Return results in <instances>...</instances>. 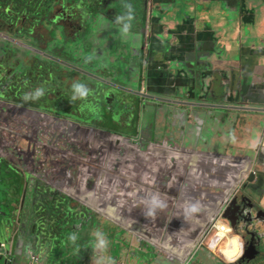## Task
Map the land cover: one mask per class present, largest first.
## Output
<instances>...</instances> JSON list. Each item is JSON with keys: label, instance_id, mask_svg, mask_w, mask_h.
<instances>
[{"label": "water", "instance_id": "water-1", "mask_svg": "<svg viewBox=\"0 0 264 264\" xmlns=\"http://www.w3.org/2000/svg\"><path fill=\"white\" fill-rule=\"evenodd\" d=\"M141 1L145 5L149 3L154 5L155 3L154 0ZM183 9L187 13L197 11L196 8L192 9L190 6L183 7ZM171 15L173 16V14ZM89 19V17H86L83 20L88 22ZM115 29V25L109 24L105 26L103 32L95 35H93L90 30H81L80 34L73 39L72 42L80 43L86 55L89 56L93 53L97 55V59L95 60L101 62L103 68L91 74V78L93 79L91 84L97 87V91L100 93L101 97H108L109 100L112 98L114 102L116 101L119 103L120 107L118 110L120 111V117L127 116L129 118V131L121 133L118 138L115 136L114 140L107 141L109 137L108 132L110 131L99 130L94 125V121L96 119H101L109 128H115V118L111 115L109 120L107 114L101 111V102L95 105L82 102L81 104L84 105L82 111L83 117L62 110L54 111L43 105L38 107L39 110L36 111H40L43 114L53 111L58 113L59 115L57 117L62 119H70L89 125L87 131L84 132L85 136H90L96 143L102 141V147L99 148V150L102 151V157L99 160L100 166L90 164L93 170L96 169L98 184L93 179L88 180L85 177L86 174H90V165L81 171V168H84L85 165H75L73 161H68L66 163V167L68 170H71L72 176L70 180L66 179L63 185L53 180L50 174V176L47 175V181L53 180L55 184L63 186V189H65L67 193H63L59 188L53 189L48 186V189L40 184L35 186L32 180H29L31 178L29 172L18 169L17 165L0 162V233L4 236L3 241H0V252L10 260L13 259V254L10 252L9 243H11L12 236L16 232L18 233L17 240L25 242V238L27 237L30 245L34 243V245H32L33 247L30 246V250L31 253L39 257V264H66L75 257L71 258V249L73 250L75 248H79V254L84 255L88 260L93 258L92 243L95 240L94 236L77 239L75 244H72V242L68 240V236L72 233L77 234L79 228H85L89 232L97 230L103 232L109 241V256L114 258L117 262L120 258H126L130 254L129 250L131 243L127 236L128 233H131V236L136 238L139 243L148 241L152 245L159 247L161 244L167 242V237L170 232L182 231L184 227V217L182 214L177 217L179 222L172 223L167 213L170 209H173L174 206L182 210V205L184 202H187L186 196L182 195L178 198L171 199L174 194L173 186L170 184H168V189L170 191L167 196H163L164 194L159 192L158 186L156 185L157 179L161 176V171L152 168L147 169L148 164L152 166L157 165V162L152 158L147 161V157L159 154L160 150L166 153L171 149L175 151L180 165L183 166V172L188 176H196L195 169H198L196 165L199 159L188 161L190 169L184 167V156L182 151L185 138H187V130L185 133L184 126H181L179 130L174 129L173 131H165V126L166 124H175L177 121L181 124L186 123L188 116L187 112L194 108H196V110L201 108L213 109L210 111L216 113L218 111H223L226 106H216V104L229 101L228 99H219L215 94V97H211L208 100L207 98H201L199 92L204 85L212 84V81L220 82L221 84L220 80L227 76V74L220 72L216 67L213 57L207 55L209 52L208 46L205 42H201L197 35L185 36L184 38L175 40L173 43H171V39L164 43H159L168 38L167 33L155 30L151 35L153 39L152 50L160 55L159 62L161 63L156 69L160 75V84L157 89H154L153 85H151L152 73L144 71L135 77H131L129 74L131 71L129 64L126 62H119L116 51L121 45V40L115 37ZM102 35L105 36L104 42L101 40L94 42L96 38ZM73 53L74 49L73 52L64 59L68 60L73 58ZM166 60H168V62H166ZM94 64L95 62H93V65ZM207 92L208 87L205 88V93ZM136 109H139L138 116L136 117V122L132 124V116ZM40 120L42 123L49 124L53 127L52 131H45L53 139L55 137L54 126L59 125L58 121L54 119V117L45 116H40ZM92 130H95L96 133H91L90 131ZM171 132L180 133V139L172 137L170 135ZM113 134L115 135V133ZM163 135H167L169 139H174L179 141V143H176L175 148L167 147V143H162ZM125 139L129 140V144L134 146L135 149L132 150L130 145L128 150L120 151L118 155H115V148H121L123 144L121 140ZM30 141L32 142L33 140ZM109 146L114 148L113 152H110ZM96 148L98 149V147ZM202 150L203 147L198 148L197 145H195V149L192 150L193 158L202 157L206 160L209 152L203 153ZM24 153L25 150L23 149V154ZM92 159L93 155L91 154V161ZM133 159L136 160V162L131 161ZM69 162L72 164L71 167L68 165ZM117 164L126 168V173H120L119 187L127 191L133 184L143 185L145 187L143 191L145 198L148 197L150 187H153L155 192L159 193L168 204L166 209L157 212L155 219L146 217L144 223L141 225V218L137 215L127 216L126 218L128 220L136 223L134 231L126 227L115 228V221L121 218L119 214L120 205L123 203L120 196L115 197V190L112 192L114 193L113 197L101 196V201H96L97 195L95 192L98 189L108 188L106 187V178L112 173V169H118V166H115ZM54 168L55 172L62 170L59 165H54ZM252 174L251 170L250 177L247 181L248 183L254 181L256 178V173ZM57 176L59 178L64 177L61 173ZM196 185H199V183ZM47 190H50L53 200L43 202L42 200ZM139 192L141 193V191ZM31 193H33L35 198H41L37 205V209L43 212L41 221H33L35 210L34 208H29L27 205ZM248 196L246 200L250 201V206L243 204L244 201L240 203V197L238 196L230 209L224 213L225 218L230 220L232 228L242 236L247 246V253H245L240 263L255 258L259 254V249L264 247V239L258 231H253L249 228L252 232H245V230L241 228V224H239V226L236 224V220L248 207L251 208L248 210L250 212L248 215H250L252 223L254 221L264 222V210L259 211L257 216L254 217L256 203ZM130 200H132L130 204L136 202V204L131 207L133 210L137 208V204L145 209L143 200L136 197ZM97 203L102 204V210L95 208L94 205ZM126 204L128 205L129 202ZM111 210L114 212L110 213ZM232 210H234V213ZM45 212L46 215L44 214ZM99 212L100 215L98 216ZM231 213L235 215V217H233ZM197 218L191 221L195 222L196 229H198ZM240 219L241 218H239V221ZM43 223H46V229L42 227ZM252 226L253 224L251 227ZM54 231L58 234H65L67 231V234H65L63 238H53ZM117 231L120 232L117 233ZM247 236L250 237L248 241ZM119 237H126V245L124 240ZM207 245L208 243H206L205 247L207 251L211 254H215V252L209 250ZM26 247L28 248L25 250V255H27L25 264H27L29 260V246ZM124 248H126V250H124ZM197 252L195 251V253ZM45 259H47L46 262Z\"/></svg>", "mask_w": 264, "mask_h": 264}, {"label": "crops", "instance_id": "crops-1", "mask_svg": "<svg viewBox=\"0 0 264 264\" xmlns=\"http://www.w3.org/2000/svg\"><path fill=\"white\" fill-rule=\"evenodd\" d=\"M124 2L125 0H113L108 4L111 7V15L108 17L109 21L114 22L116 15L123 14L126 11L123 8ZM126 2L131 3L135 9L136 19L133 21L132 32L139 37V40L134 45L132 41L121 38L118 30L115 29V37L121 40V45L116 51V54L119 62L129 64L131 68L129 74L131 77L148 71L152 73L151 85H153V88L157 89L159 86L160 75L156 69L161 63L159 62L160 55L152 50L153 39L151 37L152 32L155 30L167 33L168 38L159 43H164L169 39L173 43L175 40H179L185 36L197 35L198 39L201 42H205L208 46L209 52L207 55L213 57L216 67L220 72L227 74V76L220 80L221 84L220 82L212 81V84L204 85L199 92L200 97L209 100L211 97H215L216 94L219 99L238 100L242 104L240 108H245L247 112V108L253 109V111H250L252 114H245L244 117L236 113L238 119L242 122L246 120L251 121L256 114L257 130H260L264 134V0H208L207 3H204L203 0H154V5L150 3L145 5L141 0H126ZM188 6L192 9L196 8L197 11L187 13L183 7ZM83 22L84 20L82 19L78 22L79 28L73 39L80 34L81 30H84ZM92 22L90 32L93 35L104 31L105 26H101L98 30H95L97 27L93 26ZM234 44H237V46L230 50V47ZM241 76L245 77V80L240 79ZM92 85H89V87L96 92L98 90L97 87ZM243 85L244 88L240 91ZM206 87H208L207 93H205ZM60 95L61 93H58V96ZM63 95L65 96V94ZM56 96L48 95V100L55 99ZM82 102L95 105L101 101L91 100ZM113 102L111 98L103 103L110 105ZM210 110L213 109L201 108L196 110L194 108L187 112L186 124L188 126L187 138L185 140H194L198 148L204 147L207 149L211 144L214 146L216 139L219 138L218 135L220 134L222 118L216 112ZM138 112L139 109H136L132 116V124L136 122ZM200 123H204V126L201 127ZM94 125L99 129L112 131L118 138L121 133L129 131V126L127 125H130V123L129 118L123 116L115 123V127H118V129L113 127L109 128L101 119H96ZM240 129L244 131V135L237 138L238 143L235 145L227 141L229 131L224 130L221 138L223 156L217 158L214 152L208 151L209 155L206 157L204 170L206 172L204 176L207 182L199 183L196 176L187 178L188 175L183 172L184 168L178 160L171 164V168L164 171L170 180L169 184L173 186V194L175 196L180 197L185 195L187 201H199L202 204L203 210L199 214L201 217L197 216V225L203 219L204 234L211 225L210 221L221 210L220 205L222 200L217 205L219 209H215L210 204L213 205L216 202L219 194L224 197V200L226 198L228 199L232 195V187L236 186L235 190H237L243 183L242 174L249 173L251 170L253 174L256 173V178L250 183L247 182L244 187L247 194L250 193L247 196L256 203L254 217L257 216L259 211L264 210V152L250 153L246 143L248 140L246 134L248 133L249 125H243ZM203 131H206L209 137L206 142L200 139ZM170 135L176 139H180L181 137V134L178 132H171ZM168 151L172 150L169 149ZM168 151L163 153L161 158L166 157ZM191 151L192 148L188 149L189 153ZM131 161L136 162L134 159ZM115 166H118V169H112V173L106 178V187L110 188L112 192L115 188H119L120 173H126L125 167H121L119 164ZM93 171L96 175V169ZM217 173L219 174L218 177L216 176ZM198 183L199 185H196ZM206 183L211 184V186L206 185ZM195 187L198 189L197 192L194 193L191 190L188 193L189 188ZM223 187L229 191L225 192L224 190L221 194L219 190ZM139 191L141 193L136 197L144 200V190L140 189ZM248 214H250L249 211H247V216ZM167 215L170 218L178 217L177 213L172 211V209L168 211ZM231 215L233 216L232 213ZM247 216H242L241 218L244 219ZM189 221H192V219ZM260 223L259 221H254L252 227L251 224L248 228L244 226H241V228L245 232H252L250 229H256L263 236L264 232L258 227ZM94 232H89L85 228H79L77 230V236L78 239H81L83 237L93 236L92 234ZM119 232L117 231V233ZM183 233L184 228L182 231L179 230V232H171L169 234L167 242L164 244V246L169 247L168 250H163L162 246H154L148 241L139 243L136 238L131 236V233H128L127 236L131 243L130 254L126 258H120L116 264H165L167 260L165 252L168 251L169 257H175L176 251L172 252L173 247L183 248L182 252L188 247V242H185L182 238L184 236ZM17 237L18 233L16 232L12 236L11 243H9L10 252L13 254L12 261L17 264H25L27 261L25 250L28 248L26 246H32L34 243L30 245L27 237L25 238V242H21L17 240ZM3 239L4 236L0 233V241H3ZM249 239L250 237L247 236V241ZM204 248L197 253L195 251L192 254L189 252L187 260H184V253H182L176 256L178 260L175 263H172V260H170L168 264H226L222 253H220L221 255L218 252L211 254ZM79 250V248L71 249V258L75 257L71 262L66 264H94L93 258L88 260L84 255L79 254ZM246 250L247 246L244 249L243 256L235 264H264V247L259 249V254L255 258L240 263L245 253H247ZM200 251L203 254L198 256ZM106 255L109 256V248ZM9 261V258L3 255L0 256V264H11ZM46 261L47 259H45Z\"/></svg>", "mask_w": 264, "mask_h": 264}, {"label": "rangeland", "instance_id": "rangeland-1", "mask_svg": "<svg viewBox=\"0 0 264 264\" xmlns=\"http://www.w3.org/2000/svg\"><path fill=\"white\" fill-rule=\"evenodd\" d=\"M203 2L207 3L208 0H203ZM64 4H66L67 8H69L67 0H59L55 3L56 16L59 11L63 9ZM14 5L15 0H4L2 3H0V13L6 15V18H0V162L17 165L18 169L29 172L31 174V178L29 180H32V183L35 186L40 184L48 189L49 187L53 189L59 188L63 193H67L65 189H63V186L55 184L53 180H55L60 185H63L66 179L70 180L72 172L66 167V163L68 161L75 162V165H85L84 168H81V171L87 168L90 164H96L100 166L99 160L102 157V151L99 150V148L102 147V141H98V143H96V141L92 140L90 136H85L84 132L87 131L89 125H85L70 119H62L57 117L59 114L53 111L43 114L36 110H39L38 107L43 105L47 108L53 109L54 111L62 110L83 117L81 110L82 101L76 100L74 102H70V97L72 95V84L73 82L78 81L86 84L88 87L89 85L91 86L93 81L91 74L102 69V63L95 60L97 59V55L95 53L91 55L94 57L93 60L95 61L92 60L89 63H85L84 58L88 55H86V52L80 43L69 42L64 46L59 43L52 44V42L47 38V29H44L41 25L36 24V20H30L28 22L24 17H18L13 10ZM83 7L84 9L87 7V0H83ZM99 19L91 17L88 22L84 21V30H90L92 21H95L100 26H106L109 24L114 25V23L109 21V19L100 21ZM77 22L74 23L76 25V30L79 28V24ZM100 40L104 42L105 36L102 35L96 38L94 42H98ZM235 46H237V44L231 46L230 50H232ZM67 48L70 49L65 54H62V50H66ZM73 49V58L68 60L64 59L73 52ZM93 62H95L94 65ZM240 79L245 80V77L241 76ZM40 87L45 89V95L42 98L37 101H29L27 103L23 101L22 97L25 93L33 92L36 88ZM243 88L244 85L241 87L240 91H242ZM58 93H61V95L58 96ZM63 94H65V96ZM48 95L57 96L55 99L48 100ZM19 105L22 106L19 107ZM217 105L226 106L223 111L217 112L219 117L223 118L222 123L220 124V134L218 135L219 138L216 139L214 146L211 144L207 149L203 147L202 152H214L218 158L223 156V151L221 150V138L224 130H234L237 138H239L241 135H244V131L240 129V127L248 124L249 130L246 134V137L247 139H250L254 131L257 130V116L255 114L251 121H240L238 116H236V113H238L237 115H242V117H244L245 114H252L250 111H253V109L247 108L248 112L245 111V108H240L242 104H240L238 100H229L216 104V106ZM100 107H102V112L108 114L109 120L111 115H114V112L115 123L121 119L120 111L118 110L120 107L118 102L115 101L110 105H105L101 102ZM40 116L54 117V119L58 121L59 125L54 126L55 137L53 139L49 134H47V132H45L52 131L53 127L49 124L42 123ZM200 124L201 127L204 126V123ZM181 126H184V132L186 133L187 124H181L179 121H177L175 124H166L165 131H173L174 129L179 130ZM4 127L7 128V131L3 129ZM116 129H118V127ZM99 130L103 131L104 129ZM90 132L96 133L95 130ZM108 136L109 137L107 138V141L115 139V135L112 131L108 132ZM162 138V143H167V147L170 148H175L176 143H179V141L169 139L167 135H163ZM208 138L209 137L206 131H203L200 137L201 141L206 142ZM30 140L33 141L31 142ZM121 142L123 143L121 148H115V155H118L120 151L128 150L130 148L131 144H129L127 139L121 140ZM195 145L196 142L194 140L190 139L184 141V148L182 151L184 156V167L186 169H190L188 161H195L196 159H199L196 165L198 169H195V173L199 183H205L207 182V179L204 176V174H206L204 171L206 165L205 158H193L192 151L190 153L188 152V149L190 148L194 150ZM96 147H98V149ZM23 149L25 150L24 154ZM113 149V147L109 146L110 152H113ZM131 149L133 150L135 147L131 145ZM47 151H50L49 161ZM163 153L165 152L160 150L159 154L148 156L147 161L152 158L157 162V165L152 166L148 164L147 169L152 168L154 170L161 171V176L157 179L156 185L158 186L159 192L164 194L163 196H167L168 192L170 191L168 189L170 180L167 178L164 171L168 168H171V164L177 162L178 157L175 155V151H168L166 157L161 158ZM91 154L93 155L92 161ZM54 165H59L60 169L62 170L55 172ZM68 165L71 167V162H69ZM59 173L63 174L64 177L59 178L57 176ZM49 174L53 180L47 181V175L50 176ZM216 176L218 177L219 174L217 173ZM85 177L88 180L93 179L98 184V179L94 174L91 165L90 174H86ZM187 178L191 177L188 176ZM206 185L211 186L209 183H206ZM197 187L189 188L188 193L191 190L194 191V193L197 192ZM140 189L144 190L145 187L143 185L133 184L127 191L121 187L115 188V197L120 196L121 200L123 201V203L120 205L119 213L121 218L115 221V228L126 227L131 231H134L136 223L128 220L126 218L127 216L130 217L137 215L141 218L140 225L144 223L146 216L143 214L144 209L142 206L137 204V208L133 210L131 207L132 205L136 204V202L130 204L132 201L130 199L136 197L140 193ZM224 190L225 188L223 187L219 190V193L222 194ZM226 191L229 190L226 188L225 192ZM205 192L207 191L205 190ZM233 192H236V190ZM240 192V203L244 201L243 204L250 206V203H248L246 200V191L241 190ZM151 193H157L153 187H150V192L148 195ZM95 194L97 195V202L101 201V196H107L109 198L114 196V193H112L110 188L98 189ZM188 196L191 198L190 195ZM217 197L219 198L216 199V202L213 205L210 204V206H213L215 209H219L217 205L222 200L220 209H223L227 198L224 200V197L220 194ZM173 198L178 197L174 195L171 199ZM40 199L41 198H35L33 193H31L27 202L29 208H34L35 210L33 221H41L43 215L42 210L37 209ZM47 200H53L50 190H47V193L44 194L42 201L45 202ZM127 202H129L128 205L126 204ZM94 206L98 210L103 209L101 203H97ZM172 211L177 213L178 216L181 214L183 215V209L180 210L176 206H174ZM113 212V210L110 211V213ZM200 213H197L195 216L189 219L184 218V236H182V238L185 240V242H188V247H186L185 251L182 252L183 248L180 249L179 247L172 248V252L176 251V256L184 253V260H187L188 253L191 252L192 254V252L195 250V247L201 242L203 238L205 231L203 229V219H201L197 225L198 229L195 228V222L189 221L191 219L197 218V216L201 217L199 215ZM44 214L46 215V212ZM244 214L247 215V212H244ZM99 215L100 212L98 216ZM170 222L177 223L179 222V219L170 218ZM262 225L264 224L260 223L258 224V227L264 232V227H262ZM46 226V223L42 224L44 229H46ZM119 238L123 239L126 245V237ZM262 238L264 239V235ZM161 246L163 247V250L169 249V247L164 246V244H161ZM124 250H126V248H124ZM201 254L203 253L200 251L198 256ZM165 255L167 258L165 264H168L170 260H172V263L178 260V257L176 256L169 257L168 251L165 252ZM71 260H69L67 263L71 262Z\"/></svg>", "mask_w": 264, "mask_h": 264}, {"label": "clouds", "instance_id": "clouds-1", "mask_svg": "<svg viewBox=\"0 0 264 264\" xmlns=\"http://www.w3.org/2000/svg\"><path fill=\"white\" fill-rule=\"evenodd\" d=\"M123 8L126 10L123 14L116 15L114 25L121 36V38L132 41L133 44L139 40V37L132 32L133 21L135 17V9L131 3H123ZM85 63L91 62L94 57L89 55L84 58ZM45 95V89L40 87L36 88L33 92H27L23 95L24 102L37 101ZM93 95V90L86 84L81 82H73L72 95L70 102L76 100L87 101L88 97ZM22 105H19V107ZM84 105H81L83 111ZM227 141L232 144H237V136L234 130L229 131L227 134ZM247 148L250 153L264 152V134L260 130L254 131L250 139L247 140ZM145 209L144 215L148 218L155 219L158 211H162L168 207L167 201L163 199L159 193H151L147 198L143 200ZM183 215L185 219H189L200 213L203 210V206L199 201H187L182 205ZM216 232L214 236L210 237L208 247L212 252L219 251L222 253L226 264H235L244 254V242L241 240L238 233L236 235H229L233 232L232 227L223 222H217L215 225ZM95 237L92 243L93 248V261L94 264H116V260L106 255L109 241L105 234L99 230L92 234ZM242 237V236H241ZM78 239L76 233H72L68 236V240L75 244ZM243 239V238H242ZM244 240V239H243ZM245 241V240H244ZM28 255L31 256V250L29 246Z\"/></svg>", "mask_w": 264, "mask_h": 264}, {"label": "flooded vegetation", "instance_id": "flooded-vegetation-1", "mask_svg": "<svg viewBox=\"0 0 264 264\" xmlns=\"http://www.w3.org/2000/svg\"><path fill=\"white\" fill-rule=\"evenodd\" d=\"M67 4L69 8H67L66 4L63 5V9L59 11L57 16L55 15V3L52 4L50 7L52 13L50 16H46L43 20L37 21L36 24L41 25L44 29H47V38L52 42V44L59 43L64 46L66 43H69L74 38L75 34L77 33L76 25L74 24L77 21H81L82 14H87L84 11V8L81 6L83 4V0L81 2H77L76 0H67ZM70 11V12H68ZM111 7L106 5L104 8L101 6L96 7L93 12L98 13L99 16L97 17L100 20L108 19V13H110ZM24 17V16H21ZM25 18V17H24ZM78 23V22H77ZM93 26L97 27L95 30H98L101 26L98 25L95 21L92 22ZM70 48L66 50H62V54H65ZM109 98L101 97L100 93L96 90L93 91V95L88 97L87 101L95 100L106 102ZM13 127V126H12ZM7 131V128H3ZM14 129V128H13ZM48 161L50 158V151H47ZM234 213V210H232ZM246 218L251 219L250 215Z\"/></svg>", "mask_w": 264, "mask_h": 264}, {"label": "trees", "instance_id": "trees-1", "mask_svg": "<svg viewBox=\"0 0 264 264\" xmlns=\"http://www.w3.org/2000/svg\"><path fill=\"white\" fill-rule=\"evenodd\" d=\"M4 0H0V3H2ZM14 1V0H10ZM59 0H15L14 5V12L18 17L24 16L26 21L30 20H36L41 21L43 20L47 15L50 16L52 13L51 6L53 3H56ZM77 2H81L82 0H76ZM113 0H87V7L84 9V11L87 14H82V20L86 17H93L97 18L99 16L98 13L93 12V10L96 9V7L101 6L104 8L106 5H108ZM83 7V4H81ZM84 8V7H83ZM108 17H110V13L107 14ZM0 18H6V15L0 13ZM60 230V228H59ZM68 231V230H67ZM67 231L65 234H67ZM63 233H56L53 232V238H63L65 236Z\"/></svg>", "mask_w": 264, "mask_h": 264}, {"label": "built area", "instance_id": "built-area-1", "mask_svg": "<svg viewBox=\"0 0 264 264\" xmlns=\"http://www.w3.org/2000/svg\"><path fill=\"white\" fill-rule=\"evenodd\" d=\"M243 175V183L239 186V188L236 190V192H232V195H230V197L226 200V205L224 206L223 209H221L219 212H218V215L211 221V225L209 227V229L207 230V232L203 235V238L201 240V242L197 245L196 247V252L201 250L202 247H206V243H209V239L210 237H212L215 232H216V228H215V225L217 224V222H223V223H227L229 224L231 227V222L230 220L226 219L225 218V215L224 213H226L225 211L229 210L230 207L233 205L235 199L238 197V194L239 192L242 190H244V186L246 185L249 177H250V172L249 173H244L242 174ZM240 190V191H239ZM248 203L250 202L249 200L247 201ZM251 208L248 207L246 209L245 212H247L248 210H250ZM242 216H247L245 215L244 213L242 215L239 216V218H241ZM233 217H235V215H233ZM239 218L236 220V224H241V226H244V227H248L249 225L252 224L251 222V219H248V218H241L240 221H239ZM237 226V227H238ZM233 229V228H232ZM253 231H257L256 229H252ZM236 231L233 229V232L231 233V235H236ZM240 236V235H239ZM241 240L244 242V249H246V244H245V241L242 239V237L240 236ZM208 247V245H207ZM209 248V247H208ZM220 254L219 251H216ZM215 252V253H216ZM3 254L0 252V256H2ZM221 255V254H220ZM9 262H11V264H17L15 262H13L12 260H10ZM27 264H39V257L33 253H31V256H29V260L27 262Z\"/></svg>", "mask_w": 264, "mask_h": 264}, {"label": "bare ground", "instance_id": "bare-ground-1", "mask_svg": "<svg viewBox=\"0 0 264 264\" xmlns=\"http://www.w3.org/2000/svg\"><path fill=\"white\" fill-rule=\"evenodd\" d=\"M235 188H236V186H233V187H232L233 191L235 190ZM229 235L231 236V234H229Z\"/></svg>", "mask_w": 264, "mask_h": 264}]
</instances>
